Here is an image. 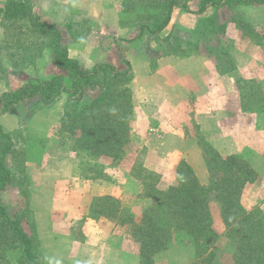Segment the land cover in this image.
<instances>
[{
  "label": "rangeland",
  "instance_id": "1",
  "mask_svg": "<svg viewBox=\"0 0 264 264\" xmlns=\"http://www.w3.org/2000/svg\"><path fill=\"white\" fill-rule=\"evenodd\" d=\"M6 1L0 0V7ZM26 1L30 3L32 9L35 8L39 13H41L39 10H43L46 7L44 5L45 0ZM179 1L182 2L184 0ZM253 6L248 4L238 5L235 4V1H229L218 7L217 11L212 14L216 17H214L217 21L216 24L205 23L204 20L210 19L211 15L205 17L201 21V27L198 28V32H200L192 36L187 35L188 31L186 29L173 28L171 33H169L171 40L169 36L166 38L157 36L155 21L149 16L158 15V17H162V15L155 8L153 0H142L136 4L127 15V20L134 25L133 29L136 37L141 38L139 45L144 51H149L152 55L178 54L185 56L205 50L209 51L211 48L214 56L220 57L222 53L225 54L230 49L232 44L231 40L225 37V29L222 32L217 31V29L222 24L232 20L238 21L239 25L242 26L243 36H247L255 42H261L264 50V36H259L258 34L255 36L254 30L245 22V20L251 19L250 12ZM51 7L55 14L53 20L56 17L60 19L58 29L63 34L64 44L67 47L77 46L88 33V24L84 23L81 27H72L69 24L71 22L65 19L66 11L62 7L54 3L51 4ZM46 8L49 9V7ZM41 18L45 20L46 15L41 13ZM16 23L14 30L10 29L11 27L5 29L0 24V81L9 88L4 93L14 92L27 82L42 81L47 77L61 74V71L54 67V64L51 65V58L53 59L51 50L36 43L35 37L32 34H28L25 30L26 24L23 21ZM155 24L158 25L159 22L157 21ZM144 26L146 28H143ZM246 27L250 28L249 30L252 32L245 30ZM211 30L214 31L213 34L209 32ZM108 45V39L104 38L101 47L106 48ZM122 60L126 61L120 55L117 61L119 62L118 71L129 69V66L125 65ZM220 60V64L227 69L230 61L225 59V57H220ZM225 61H227L226 64L224 63ZM79 66L86 71H91L94 67L85 69L84 66L80 64ZM63 74L66 75V73ZM93 81L95 83L93 86L80 88L73 96L62 94L50 101L38 100L36 102L34 100H25L20 102L11 112L6 113L9 116L7 119H18L19 126L10 133V150L4 161L5 167L9 171L8 184L5 190L0 193V198L3 205L10 211L23 215L22 227L26 232L32 233L31 227H33L38 242L39 264H51L53 258L61 259V253L54 251V246L61 244L65 238L67 239V234H70V238L76 239V242L78 241V238L74 235L77 234L78 230L81 234L83 220H81L82 218L78 220L77 216L83 211L89 212V206L93 199L99 198L93 196L96 192L93 187L94 184L102 185L110 184L109 182H111L112 187L114 186L112 188L113 195L109 197L114 200L117 199L122 209H130L133 213L139 215L143 205L139 196L143 193V190L139 182L133 178V171H131L133 165L141 163L144 169L150 170L149 167L158 168L161 162L167 163V165L171 166L172 172L166 173L165 176L158 171L150 170L161 176L159 186L165 188L175 182L176 167L179 162H185L184 160L171 161L170 157L161 156V150L167 146V143L173 144V141H165L157 137H150L147 140L148 135L146 137L145 133L137 128L133 118L131 122L132 139L130 144L123 149L124 157L121 162L112 164L111 160L107 158H92L85 151L79 149L74 143L75 135L67 134L62 130L61 119H65L63 115L66 111H72L78 105L81 106L88 103L97 95L99 92V85L96 84L99 82L98 76ZM248 85H246L247 88ZM250 87L255 90L256 98L246 95L245 106L254 105V102H258L262 108L264 106V81L254 82L250 84ZM247 88H244V90ZM2 94L0 95V103ZM1 110L2 103L0 112ZM2 115L0 114V116ZM33 119L38 120L35 122ZM50 124H52V127H50ZM189 130H191L190 133L193 138L196 139L199 146L203 149L205 160L206 158L208 159L212 148L203 140L199 130L195 132L191 126H189ZM2 146H5V142ZM153 151H155V154L152 153ZM240 156L248 159L249 162L252 159V155L248 151ZM71 166L73 171L68 173V175L71 173V176H65ZM39 168H44V170L40 171ZM193 171L201 184H208L209 173L206 166H202L199 171ZM53 172L55 173L53 175L55 181L58 178H61L62 181L59 184L55 183L56 185L52 189L54 200H50L51 203H47L44 197L51 189L41 187L40 178L51 177ZM85 176L92 178L84 179ZM255 181H257V178ZM253 185L244 193L242 192L243 197L240 199L243 208L246 210H250L253 207L259 208L264 202V180H260L256 187ZM253 192L261 200L260 203L255 205L250 203ZM106 196L108 195H102L101 197ZM87 197H91V200H86ZM112 201L107 200L104 203H99L96 209L99 210L100 205L103 204L105 207L112 208L114 206ZM210 210L213 230L217 235V237L212 238L215 243L213 248L219 249L212 261L214 262V259H216L219 263L230 264L234 246L227 238L222 236L224 224L221 220L216 200L210 203ZM24 211L27 212V223ZM34 213L38 216L37 225L34 221ZM88 214L87 216L91 218L92 214L90 212ZM83 217L85 218V216ZM100 219L111 221L104 217H100ZM100 225L102 224L100 223ZM115 226L120 228V232L117 233L122 238V246L126 248L129 254V264H140L138 245L130 238L129 241L125 238V235L129 237L126 226H120V222L115 224ZM220 229H222V232H219ZM38 230L40 233L39 237L36 234ZM63 235H67V237ZM82 237L80 236L79 239ZM3 251V255L6 258L0 264H20L21 252L11 247L9 250L4 248ZM193 258L194 253L190 247L180 246L175 243L163 254L158 255L155 263L189 264L193 261Z\"/></svg>",
  "mask_w": 264,
  "mask_h": 264
},
{
  "label": "crops",
  "instance_id": "2",
  "mask_svg": "<svg viewBox=\"0 0 264 264\" xmlns=\"http://www.w3.org/2000/svg\"><path fill=\"white\" fill-rule=\"evenodd\" d=\"M141 1L45 0L44 5L49 9L45 7L39 11L46 15V19L44 20L43 16L41 18V13L35 8L33 12L39 15L42 21L58 28L60 19L56 17L53 20L55 14L51 4L54 3L66 11L65 19L71 22L69 24L72 27L88 24L89 30L83 40L77 46H69L67 49L69 58L78 61L85 69H90L100 62L117 68L118 58L122 55L131 67L129 89L135 125L146 137L148 135L147 140L157 137L173 141V144L167 143L161 150V156L170 157L171 161L184 160L195 171L202 169V166H205L204 152L190 133L191 126L195 132L199 130L206 144L221 156L241 155L248 151L252 155L250 165L257 174V181L254 185H247L243 193L251 185L256 187L260 180H264V106L261 108L258 102H254V105L246 107L245 102L246 95L256 98L255 90L251 89L250 84L264 81L262 43L243 36L240 25L231 21L224 23V29L225 37L231 40L232 46L222 55L232 64L231 69H226L220 64L221 60L210 52L211 48L209 51L205 50L206 52L185 56L152 55L139 45L141 38L136 37L134 25L127 20L129 12ZM199 2L200 0L188 2L189 12L183 8H173L167 25L157 36H169L171 40L169 33L173 28L186 29L188 36L195 35L200 32L198 28L201 27L202 19L210 15L211 22L216 24L212 14L217 9L208 7L204 13L199 14ZM250 15L251 19L245 22L259 36H264V4H255ZM104 38L109 41L106 48L101 47ZM8 90V86L0 81V95ZM8 117L7 114L0 116V127L3 132L10 134L19 126V120L7 119ZM33 120L37 122L38 119ZM50 125L52 127V124ZM152 153L155 154V151ZM149 168L162 173L163 176L172 172L171 166L164 162H161L158 168ZM70 171H73L72 166L65 176ZM54 172L51 177L40 178L41 187L51 189V193L47 192L44 197L47 203L54 200L52 189L62 181L61 178L55 181ZM68 176L70 177L71 173ZM109 183L94 184L96 192L93 196L113 195L114 186ZM254 190L256 191L255 188ZM242 197L243 194L241 199ZM89 199L91 200V197L86 200ZM259 199L253 192L250 203H260ZM259 208L264 215V202ZM88 213L83 211L77 216L78 220H83L81 234L78 230L74 235L78 241L70 238V234H67L68 237L63 235L67 239L54 246V251L61 253V259L53 258L51 264H129V254L122 246V238L117 233L120 228L111 221L89 218ZM37 220L38 216L34 213L36 225ZM219 232H222V229ZM36 234L39 237V230ZM80 236L83 237L79 239ZM125 238L129 241V237L125 235Z\"/></svg>",
  "mask_w": 264,
  "mask_h": 264
},
{
  "label": "trees",
  "instance_id": "3",
  "mask_svg": "<svg viewBox=\"0 0 264 264\" xmlns=\"http://www.w3.org/2000/svg\"><path fill=\"white\" fill-rule=\"evenodd\" d=\"M153 1L162 15L149 16L155 23L159 22L158 25L154 23L158 33L167 25L173 8L179 7L189 12L187 3L191 0ZM229 1H235L238 5L264 4V0H200L197 13H204L208 7L217 9ZM18 21L26 24L25 30L35 37L36 43L51 50L54 67L61 74L42 81H30L14 92L3 93L0 114L11 112L25 100L50 101L62 94L73 96L80 88L93 86V79L98 76L97 95L88 103L66 111L63 115L65 119H61V127L67 134L75 135V145L90 157L107 158L112 164L121 162L123 149L132 139L133 106L128 87L132 74L129 63L122 60L129 66L124 71H118L106 62L95 64L91 71L81 69L78 61L69 58L68 47L58 28L42 21L26 0H7L0 7V24L5 29L11 27L14 30ZM204 21L213 24L211 19ZM232 22L239 25L236 20ZM224 27L222 24L217 31L222 32ZM249 29L245 28L252 32ZM209 32L214 33L213 30ZM216 57L220 59L222 56ZM228 67L231 69L232 64L229 63ZM10 140L11 135L0 127V193L8 184L9 171L4 161L10 150ZM4 142L5 146H2ZM209 155L205 160L209 173L207 185L201 184L192 168L183 161L176 167L175 182L165 188L159 186V174L144 169L141 163L134 164L131 169L133 178L143 190L139 196L143 204L139 215L130 209H122L117 199L106 196L93 199L89 206L91 218L104 217L126 226L129 238L138 245L140 264H156V257L175 243L193 250L194 258L189 264H223L216 259L212 261L219 252L218 248H213L215 243L212 238L217 235L210 212V203L216 200L224 224L222 236L234 246L230 264H264V215L258 207L244 209L240 200L242 192L247 185L254 183L257 174L249 160L240 155L221 156L213 149ZM107 200H113L112 208L103 204L99 210L96 209L99 203ZM24 213L27 223V212ZM22 220L23 215L10 211L0 198V262L6 258L4 248L9 250L11 247L21 252L20 264H39L35 232L33 227L32 233L26 232Z\"/></svg>",
  "mask_w": 264,
  "mask_h": 264
}]
</instances>
